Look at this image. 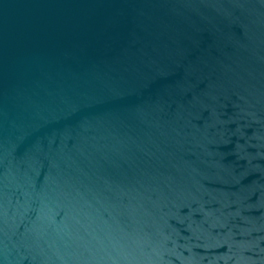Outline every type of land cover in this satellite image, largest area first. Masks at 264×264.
I'll return each mask as SVG.
<instances>
[{
    "label": "water",
    "instance_id": "water-1",
    "mask_svg": "<svg viewBox=\"0 0 264 264\" xmlns=\"http://www.w3.org/2000/svg\"><path fill=\"white\" fill-rule=\"evenodd\" d=\"M0 264H264V0H0Z\"/></svg>",
    "mask_w": 264,
    "mask_h": 264
}]
</instances>
